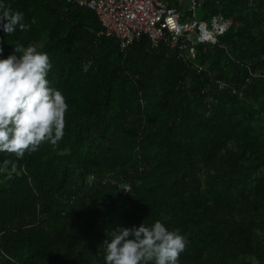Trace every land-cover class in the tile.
I'll use <instances>...</instances> for the list:
<instances>
[{
    "label": "trees",
    "instance_id": "obj_1",
    "mask_svg": "<svg viewBox=\"0 0 264 264\" xmlns=\"http://www.w3.org/2000/svg\"><path fill=\"white\" fill-rule=\"evenodd\" d=\"M6 3L30 27L0 29V56L42 43L69 110L58 143L0 152V264H104L108 231L156 219L186 235L181 264H264V79L246 82L264 68V0L199 9L234 21L198 46L211 76L147 35L122 50L90 8Z\"/></svg>",
    "mask_w": 264,
    "mask_h": 264
},
{
    "label": "clouds",
    "instance_id": "obj_2",
    "mask_svg": "<svg viewBox=\"0 0 264 264\" xmlns=\"http://www.w3.org/2000/svg\"><path fill=\"white\" fill-rule=\"evenodd\" d=\"M29 27L21 10L0 0L4 33ZM13 45V52L0 56V152L23 157L26 151H36L45 142L56 144L64 137L69 104L49 77L53 67L49 54L32 44ZM102 244L104 264H181L188 239L179 228L156 219L117 226Z\"/></svg>",
    "mask_w": 264,
    "mask_h": 264
},
{
    "label": "built area",
    "instance_id": "obj_3",
    "mask_svg": "<svg viewBox=\"0 0 264 264\" xmlns=\"http://www.w3.org/2000/svg\"><path fill=\"white\" fill-rule=\"evenodd\" d=\"M206 1L188 0V14L184 16L171 0H66L68 4L92 9L102 26L99 34L118 38L122 50L147 35L153 46L166 43L190 68L211 76L207 66L199 61L198 46L219 44L234 21L223 13L199 18V9ZM248 70L246 82L264 79V68L248 66ZM215 82L221 89L231 87L240 96L243 94L240 88L223 79L215 78ZM122 189L128 192L129 183L122 182Z\"/></svg>",
    "mask_w": 264,
    "mask_h": 264
},
{
    "label": "crops",
    "instance_id": "obj_4",
    "mask_svg": "<svg viewBox=\"0 0 264 264\" xmlns=\"http://www.w3.org/2000/svg\"><path fill=\"white\" fill-rule=\"evenodd\" d=\"M171 1L180 7L184 16L188 14L187 13L188 0H171Z\"/></svg>",
    "mask_w": 264,
    "mask_h": 264
},
{
    "label": "bare ground",
    "instance_id": "obj_5",
    "mask_svg": "<svg viewBox=\"0 0 264 264\" xmlns=\"http://www.w3.org/2000/svg\"><path fill=\"white\" fill-rule=\"evenodd\" d=\"M79 74H80V73H79ZM86 80H87V79H86ZM113 91H114V90H113ZM76 165H77V164H76ZM23 194H24V193H23ZM10 195H11V194H10ZM25 196H26V195H25ZM2 203H3V202H2ZM15 204H16V203H15ZM4 207H5V205H4ZM17 208H18V207H17ZM6 210H8V209H6ZM6 210H5V211H6ZM14 210H15V209H14ZM3 211H4V209H3ZM8 211H9V210H8ZM22 212H23V211H22ZM6 213H7V212H6ZM8 213H10V211H9ZM85 217H87V216H85ZM6 218H7V217H6ZM90 218H91V217H90ZM90 218H89V219H90ZM1 219H2V217H1ZM49 220H50V219H49ZM93 220H94V219H93ZM7 221H8V220H7ZM94 221H95V220H94ZM99 234H100V233H99ZM101 234H102V233H101ZM100 236H102V235H100ZM98 237H99V236H98ZM98 237H97V238H98ZM101 238H102V237H101ZM103 238H104V237H103Z\"/></svg>",
    "mask_w": 264,
    "mask_h": 264
},
{
    "label": "rangeland",
    "instance_id": "obj_6",
    "mask_svg": "<svg viewBox=\"0 0 264 264\" xmlns=\"http://www.w3.org/2000/svg\"><path fill=\"white\" fill-rule=\"evenodd\" d=\"M32 45H35V46L37 47V46H41V45H42V43H39V42H38V43H34V44H32ZM257 126L260 128V126H259V125H257ZM261 129H262V130H263V132H264V128H261Z\"/></svg>",
    "mask_w": 264,
    "mask_h": 264
}]
</instances>
